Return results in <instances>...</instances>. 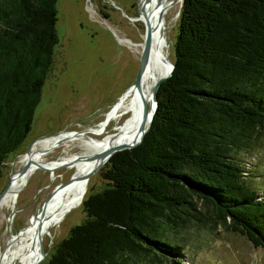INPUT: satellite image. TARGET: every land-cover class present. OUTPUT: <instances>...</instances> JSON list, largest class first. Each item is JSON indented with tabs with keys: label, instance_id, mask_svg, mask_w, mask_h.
Returning a JSON list of instances; mask_svg holds the SVG:
<instances>
[{
	"label": "trees",
	"instance_id": "obj_1",
	"mask_svg": "<svg viewBox=\"0 0 264 264\" xmlns=\"http://www.w3.org/2000/svg\"><path fill=\"white\" fill-rule=\"evenodd\" d=\"M55 1L0 0V173L53 62ZM172 52L143 138L107 159L101 191L45 264H186L170 235L194 219L264 248V196L231 153L264 128V0H181Z\"/></svg>",
	"mask_w": 264,
	"mask_h": 264
},
{
	"label": "rangeland",
	"instance_id": "obj_2",
	"mask_svg": "<svg viewBox=\"0 0 264 264\" xmlns=\"http://www.w3.org/2000/svg\"><path fill=\"white\" fill-rule=\"evenodd\" d=\"M177 2H173L174 7L167 14L169 61L173 59L172 49L180 7V1ZM137 4L138 0L55 1L54 28L58 41L53 48V62L42 84L31 127L19 146L4 161L0 189L6 184L8 175L10 178L11 173L20 166L18 159L26 153L27 145L37 137L56 131H84L90 137L101 139L108 130H112L114 121L107 125L106 111L133 91L123 92L134 78L139 59L138 52L130 45L136 46L144 34L145 22L137 13ZM68 142L54 147L45 158H55L65 153L64 149L68 147L72 152L79 150L77 141ZM231 153L243 166L247 182L257 190L258 197H263L264 128L261 129L257 144L240 146L231 150ZM107 159L87 177L83 197L101 191L104 185L101 171ZM77 170L67 166L55 169L49 165L35 170L28 177L17 192L13 206L8 202L0 206V249L3 246L7 248L5 243L11 234L20 237L37 221L36 209L51 188L77 173ZM67 181L57 185L50 193L44 206L53 196L52 193L59 189L48 211L63 196ZM191 200L195 209L207 216V209L201 201ZM84 216L79 203L51 224L50 230L41 238L40 252L45 251V254L38 264L47 262L54 245L67 234L71 226L82 222ZM190 222L185 221V225L178 226L177 232L170 235L172 240L182 245V262L264 264V248L254 246L245 235L231 230L227 223H211L201 227L202 223L198 220ZM167 262L163 257H157L156 261L147 264ZM19 263L18 259L16 264Z\"/></svg>",
	"mask_w": 264,
	"mask_h": 264
},
{
	"label": "bare ground",
	"instance_id": "obj_3",
	"mask_svg": "<svg viewBox=\"0 0 264 264\" xmlns=\"http://www.w3.org/2000/svg\"><path fill=\"white\" fill-rule=\"evenodd\" d=\"M169 0H139V16L145 25H151L148 58L144 65L139 88L129 92L127 98L114 103L106 111V123L114 121L112 130H108L101 139L88 136L84 131H60L55 134L40 137L31 142L26 153L20 155L18 161L21 164L27 162L25 170L17 168L11 173L9 185L0 200V206L8 202L11 207L16 199L17 192L25 185L28 177L37 169L52 165L55 169L63 166L78 169L72 178L66 182L63 196L60 200L52 201L59 194V189L54 190L49 201L36 215L37 221L29 227L20 237L11 234L5 245L0 249V264H32L40 254V243L44 233L50 230L51 224L60 219L68 209L82 202L86 179L84 173L97 161L100 160L106 150L111 146L126 144L132 141L139 131L142 123L146 124L152 110L151 86L154 80L165 74L169 68V44L167 38V14L175 3ZM178 3V2H177ZM161 10V11H160ZM160 18L158 19V13ZM144 35L142 34V37ZM127 42V41H126ZM143 38L138 44L130 45L132 49L141 51ZM149 104V110L147 106ZM143 105L145 115L143 116ZM77 141L79 150L72 152L65 148L59 156L46 159L45 155L54 147L63 142ZM69 143V142H68ZM65 146V144H64ZM73 148V147H72ZM54 151V150H53ZM52 151V152H53ZM49 154V153H48ZM43 209V210H42ZM42 210V211H41ZM48 211L47 214L45 212ZM41 212V213H40ZM45 214V215H44ZM11 218V216L9 217ZM11 221V220H8ZM12 222V221H11ZM34 247V252L32 248Z\"/></svg>",
	"mask_w": 264,
	"mask_h": 264
},
{
	"label": "water",
	"instance_id": "obj_4",
	"mask_svg": "<svg viewBox=\"0 0 264 264\" xmlns=\"http://www.w3.org/2000/svg\"><path fill=\"white\" fill-rule=\"evenodd\" d=\"M176 0H169L168 3H172ZM180 3H181V0H179ZM141 7V3L139 2L138 0V4H137V13H139V8ZM161 11V10H160ZM160 18V12L158 13V19ZM143 45H142V48H141V51L139 53V59H138V65H137V68H136V72H135V75H134V78L132 80V82L127 86V88L123 91H129V90H134V89H138L139 87V82L141 80V76H142V73H143V69H144V65L147 61V58H148V51H149V43H150V33H151V25L148 24V25H144V31H143ZM173 68V62L170 61L169 62V68L167 70V72L159 77H157L152 86H151V97H152V110H151V113L149 114L148 118H147V121H146V124L144 125V123H142L139 127V131L138 133L136 134L135 137H133L132 141L126 143V144H121V145H116V146H111L109 147L106 152L103 154V156L101 157L100 160H97L83 175H84V178H87L94 170H96L100 164L102 162H104L107 158H109L114 152L118 151V150H121V149H125V148H131L135 145H137L141 139L143 138V135L144 133L146 132L147 128L149 127L150 125V121H151V118H152V115H153V111L155 109V106H156V98H155V91L159 85V83L164 79L166 78L171 70ZM145 115V106L143 105V116ZM59 131V130H58ZM57 132V131H56ZM56 132H53V133H50V134H46V135H41L37 138H40V137H45V136H49L51 134H54ZM28 146L26 147L25 150L28 149ZM28 163L27 162H24L23 164H21L18 168L20 170H25L26 167H27ZM17 169V168H16ZM10 173V172H9ZM72 176L70 175L67 179L65 180H61L59 182H57L52 188L51 190L49 191L48 195L44 198V200L41 202V204L38 206V208L36 209V212L39 211L45 201L47 200V198L49 197L50 193L52 192V190L59 184L61 183H64V181H67L69 179H71ZM9 185V175H8V180L6 182V184L0 189V200L3 196V193L4 191L6 190L7 186ZM40 248L42 249V245L41 243L39 244ZM45 254V251H41L40 254L37 256V258L35 259V261L32 263V264H38V262L40 261L41 258H43Z\"/></svg>",
	"mask_w": 264,
	"mask_h": 264
}]
</instances>
